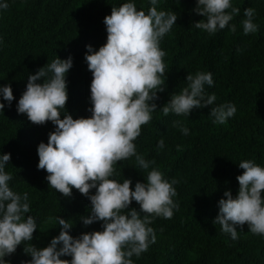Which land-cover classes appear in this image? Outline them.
<instances>
[{
  "label": "trees",
  "instance_id": "trees-1",
  "mask_svg": "<svg viewBox=\"0 0 264 264\" xmlns=\"http://www.w3.org/2000/svg\"><path fill=\"white\" fill-rule=\"evenodd\" d=\"M7 2L9 7L0 10V85H10L14 99L0 113V154L10 153L6 165L12 175L10 188L29 194L31 212L26 215H32L37 222L30 243L43 248L60 230L48 217L74 221L69 231L74 238L102 228L100 222L83 226L79 220V216L89 214L90 201L85 196L73 189L71 197H63L48 185L47 173L37 169V145L47 143L54 125H36L26 115L17 114V101L29 74H35L56 57L71 56L65 110L73 119L89 117L92 77L84 61L85 45L97 50L106 42L103 18L112 7L127 0ZM134 3L145 12L151 7L148 0ZM195 3L196 0H159L158 10L177 15L170 32L160 42L165 52V88L157 93L158 109L148 124L141 126L134 143L138 154L154 161L149 170L157 168L169 181H177L173 199L179 210L171 219H153L149 226L154 229L155 242L139 258L131 259L133 264H264V235L252 234L245 224L237 229L238 239L232 240L212 222L224 191H230L233 197L237 194L236 177L243 172L238 163L251 159L264 166V0H232L233 6L241 9L230 22L236 25V31L226 27L212 35L192 26L203 19L193 11ZM248 7L255 9L253 22L258 31L245 35L240 22ZM198 71L212 74L214 84L205 86V90L215 93L214 105L193 109L189 117L163 115L159 107L187 85V74ZM222 103L233 104L236 112L225 124H213L210 108ZM176 121L189 129L188 135L174 126ZM160 139L164 140V148L157 150ZM114 169L112 179L121 183L130 179V187L144 182L146 176L137 167L135 157L118 161ZM130 208L139 210L134 201ZM22 249L23 244L6 257L9 264H23L31 259Z\"/></svg>",
  "mask_w": 264,
  "mask_h": 264
},
{
  "label": "clouds",
  "instance_id": "clouds-1",
  "mask_svg": "<svg viewBox=\"0 0 264 264\" xmlns=\"http://www.w3.org/2000/svg\"><path fill=\"white\" fill-rule=\"evenodd\" d=\"M151 5L145 12L138 10L134 0L112 7L103 18L106 42L97 50L85 45L84 61L91 72L87 118L73 119L65 110L68 99L66 73L72 67V57H56L35 74L27 76L25 90L16 104L17 114L26 115L36 125L51 122L54 130L48 134L47 143L40 142L36 151L38 170H44L48 185L63 197H71L73 189L90 201L89 214L79 216L83 226L100 222L102 230L83 232L77 237L69 235L74 221L60 216L48 217L59 225V234L43 248L30 243L37 230L31 212L29 194L16 192L9 186L12 180L6 165L10 153L0 154V264H9L6 257L23 244V253L31 259L23 264H133L155 242L154 229L149 225L156 217L171 219L179 210L174 201L176 180L169 181L161 171L150 166L136 152L134 141L141 126L148 124L158 109L157 93L165 88V52L160 47L164 36L170 32L177 19L173 11L158 10L159 0H148ZM9 7L0 0V10ZM193 11L203 17L192 26L209 35L224 30L235 32L230 22L241 9L232 0H196ZM240 24L243 34L256 33L253 22L255 9L243 11ZM3 43L0 38V44ZM240 51V49H237ZM187 85L179 94H173L160 110L167 116L189 117L193 109L214 105L217 97L209 94L205 86L212 87L210 72L187 74ZM0 113L11 106L14 99L11 86L0 85ZM236 112L231 103L210 108L213 124L223 125ZM61 115L63 118L61 119ZM179 126L183 135L189 129ZM164 148V140L157 142V150ZM135 157L136 165L146 172L144 182L112 177L118 161ZM242 174L236 177L238 191L235 197L224 191L218 200V213L212 221L232 240L238 239L237 229L247 225L252 234L264 235V166L254 160H241ZM95 190L94 193L92 190ZM139 210L130 208L132 202ZM141 213H144L141 216ZM70 257V259H61Z\"/></svg>",
  "mask_w": 264,
  "mask_h": 264
}]
</instances>
